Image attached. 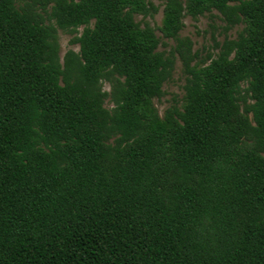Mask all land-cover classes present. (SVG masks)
Masks as SVG:
<instances>
[{
  "label": "trees",
  "instance_id": "16d2710c",
  "mask_svg": "<svg viewBox=\"0 0 264 264\" xmlns=\"http://www.w3.org/2000/svg\"><path fill=\"white\" fill-rule=\"evenodd\" d=\"M155 12L0 0V264H264V0H163L168 52ZM213 12L199 59L182 19Z\"/></svg>",
  "mask_w": 264,
  "mask_h": 264
},
{
  "label": "rangeland",
  "instance_id": "374dc122",
  "mask_svg": "<svg viewBox=\"0 0 264 264\" xmlns=\"http://www.w3.org/2000/svg\"><path fill=\"white\" fill-rule=\"evenodd\" d=\"M152 4L156 8V12L151 16L141 17L139 15L135 16L136 22H141L147 24L155 32V35L160 39V44L158 47L159 51L168 52L172 46L173 42L169 40L161 39L160 33L157 28L160 26L161 20V10L163 5V0H144ZM183 27L179 32L180 37H187L192 42V50L197 53L199 59H203L206 53H211V41L210 35L213 33L217 41H221L224 37L219 30L221 22L217 18L216 13L204 14L192 19L189 16H184L182 19ZM241 27L237 26L229 30L226 33V37L234 38L236 32ZM81 28L77 29V33H80ZM71 35L63 33L61 31L57 32V43H58V55L61 59L63 54L67 50H73L77 52L78 48L76 45L70 44ZM184 84V75L181 71L180 64L177 60L174 62L173 70L171 72L170 78L162 85L163 95L159 99L153 100V105L157 110V113L161 116L164 110L173 102H179L182 96V86ZM103 90L108 91L109 86L104 83L102 85ZM104 106L106 108L110 107V104L105 102Z\"/></svg>",
  "mask_w": 264,
  "mask_h": 264
}]
</instances>
